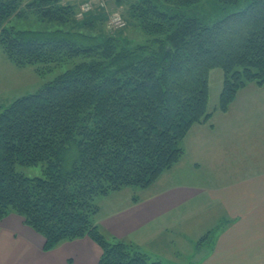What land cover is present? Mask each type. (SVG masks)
I'll return each instance as SVG.
<instances>
[{
  "label": "trees",
  "instance_id": "16d2710c",
  "mask_svg": "<svg viewBox=\"0 0 264 264\" xmlns=\"http://www.w3.org/2000/svg\"><path fill=\"white\" fill-rule=\"evenodd\" d=\"M117 1L145 43L99 26L104 12L77 18L66 0H0V43L13 63L44 74L80 59L0 103V220L20 215L45 250L89 236L101 264H167L105 232L96 200L152 186L182 159L194 125L227 111L248 84L264 85V0ZM26 14L50 27L7 25ZM217 69L224 78L211 106ZM39 164L42 176L17 169Z\"/></svg>",
  "mask_w": 264,
  "mask_h": 264
},
{
  "label": "crops",
  "instance_id": "0c3cea01",
  "mask_svg": "<svg viewBox=\"0 0 264 264\" xmlns=\"http://www.w3.org/2000/svg\"><path fill=\"white\" fill-rule=\"evenodd\" d=\"M184 147L149 188L98 197L100 226L167 264H264V85L194 125ZM44 245L20 215L0 220V264H101L89 236Z\"/></svg>",
  "mask_w": 264,
  "mask_h": 264
},
{
  "label": "rangeland",
  "instance_id": "374dc122",
  "mask_svg": "<svg viewBox=\"0 0 264 264\" xmlns=\"http://www.w3.org/2000/svg\"><path fill=\"white\" fill-rule=\"evenodd\" d=\"M74 4L77 18L82 19L84 15L95 11L104 12V22L100 23L105 27V30H124L126 35L135 44L145 43L147 35L133 22L128 24L129 11L125 5L119 4L117 0H66ZM207 6V5H205ZM116 16H121L124 24L115 25ZM8 26L13 25L17 28L26 29H46L50 27L47 23L40 21L33 14L14 15L7 23ZM80 59L76 57L61 66L39 74L36 70V65L19 66L13 63L4 52L0 43V103L4 106L8 105L16 97L26 93H31L38 90L43 84L54 79L58 74L71 68ZM223 72L220 69L214 70L210 74V103L213 104L218 100L219 93L222 89ZM19 171L24 172L28 176H42L43 167L41 164L35 166L17 165ZM153 257V256H152ZM153 259H156L153 257ZM184 263L183 259L177 261Z\"/></svg>",
  "mask_w": 264,
  "mask_h": 264
},
{
  "label": "built area",
  "instance_id": "2783aa9c",
  "mask_svg": "<svg viewBox=\"0 0 264 264\" xmlns=\"http://www.w3.org/2000/svg\"><path fill=\"white\" fill-rule=\"evenodd\" d=\"M114 23H115V25L116 24L122 25V24H124V20L122 19L121 16H116V19H115Z\"/></svg>",
  "mask_w": 264,
  "mask_h": 264
}]
</instances>
